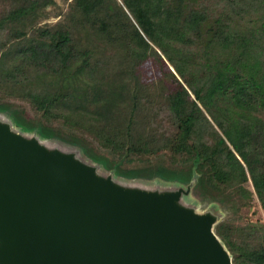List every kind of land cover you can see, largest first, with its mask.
Here are the masks:
<instances>
[{
    "label": "trees",
    "instance_id": "obj_1",
    "mask_svg": "<svg viewBox=\"0 0 264 264\" xmlns=\"http://www.w3.org/2000/svg\"><path fill=\"white\" fill-rule=\"evenodd\" d=\"M121 1H98L126 19L107 43L118 66L102 77L104 39L84 20L94 3H77L75 37L67 23H40L55 0H0V90L35 116L6 98L0 108L119 173H197L203 195L237 216L256 195L264 208V0ZM221 235L235 264H264V242Z\"/></svg>",
    "mask_w": 264,
    "mask_h": 264
},
{
    "label": "water",
    "instance_id": "obj_2",
    "mask_svg": "<svg viewBox=\"0 0 264 264\" xmlns=\"http://www.w3.org/2000/svg\"><path fill=\"white\" fill-rule=\"evenodd\" d=\"M197 183L119 173L0 108V264H235L232 209Z\"/></svg>",
    "mask_w": 264,
    "mask_h": 264
},
{
    "label": "rangeland",
    "instance_id": "obj_3",
    "mask_svg": "<svg viewBox=\"0 0 264 264\" xmlns=\"http://www.w3.org/2000/svg\"><path fill=\"white\" fill-rule=\"evenodd\" d=\"M55 1L56 3L48 5L46 10L49 13V16L45 19H42L40 23L47 26L55 25L58 22L67 23L70 26H73L72 30L75 37L83 36V34L81 35V33L79 32L78 27H76L77 23L80 24L83 22L82 20L80 21L78 19L79 11L77 10V3L79 1H86L85 3H87L88 5L90 3V6L94 3L91 6L92 11L87 14L89 19L84 18V20L86 22H89L91 26H94L96 29H100V34L101 37L104 39V42L99 41L101 45L98 49L97 57L103 64L102 77L105 75V73H110L113 68L118 66V61L116 59L117 54L115 52V49L111 50L110 47H107V43H115L116 41L122 38L124 32L122 29V23H124L126 19L121 18L120 15H105V8L103 5L100 6V4L103 3H98L99 0ZM111 1L114 2L115 0ZM117 1L118 3L123 2L121 0ZM87 29L89 30V28H87L86 26V31H88ZM2 90H0V98H6L5 101L8 102V104L11 105L13 109L20 107L22 110V114L24 113L29 117L35 116L34 112H32V109L29 107L27 101H19L18 99H16L14 94H9L8 96L4 89ZM155 108L160 107L158 105H155ZM17 110L19 111L18 113L20 115V109ZM199 209L203 210L206 208L199 207ZM215 210L221 213V221H219L217 224V230L219 234L222 232L225 236L236 239L241 245L245 244L253 246L258 242H264V208L262 207L260 199L257 195L256 200L254 201V205L250 208H243L241 210V216H237V210L235 209H233L229 213H225L223 211H220L219 207L216 206Z\"/></svg>",
    "mask_w": 264,
    "mask_h": 264
}]
</instances>
